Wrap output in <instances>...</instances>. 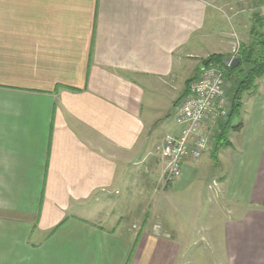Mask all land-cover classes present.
Here are the masks:
<instances>
[{"label":"crops","instance_id":"obj_1","mask_svg":"<svg viewBox=\"0 0 264 264\" xmlns=\"http://www.w3.org/2000/svg\"><path fill=\"white\" fill-rule=\"evenodd\" d=\"M252 30L264 0H0V264H174L203 224L174 218L189 177L217 192L223 264H264V75L216 157L214 136L166 185L155 153L202 59ZM149 215L170 234L131 238Z\"/></svg>","mask_w":264,"mask_h":264},{"label":"built area","instance_id":"obj_2","mask_svg":"<svg viewBox=\"0 0 264 264\" xmlns=\"http://www.w3.org/2000/svg\"><path fill=\"white\" fill-rule=\"evenodd\" d=\"M233 49L236 56L239 46ZM228 83L217 62H205L173 106L171 113L180 129L176 134H166L155 147L162 166L160 178L165 184L181 176L185 163L199 159L209 150V135L218 130L219 123L227 117L231 106L227 95ZM153 229L160 234L158 226Z\"/></svg>","mask_w":264,"mask_h":264},{"label":"rangeland","instance_id":"obj_3","mask_svg":"<svg viewBox=\"0 0 264 264\" xmlns=\"http://www.w3.org/2000/svg\"><path fill=\"white\" fill-rule=\"evenodd\" d=\"M228 26V25H227ZM230 27L228 26L225 28V30H229ZM234 47V46H233ZM233 47H232V53H233ZM248 66H244L243 69H247ZM188 76H190L188 74ZM229 88L231 87V81L228 83ZM246 94V93H244ZM228 95V92H227ZM229 96V95H228ZM231 107V106H230ZM231 109H229L230 112ZM173 119V115H172ZM174 120V119H173ZM242 121V112L240 111L237 113H233L232 117L230 118V125L235 126L239 124ZM175 123V122H173ZM176 125V131L177 133L180 129V126ZM217 132V131H216ZM174 133V134H175ZM173 134V133H171ZM214 134L209 135V140L211 139L210 136L214 137ZM233 136V133L231 131L228 133V136ZM226 135V138H228ZM210 143V141H209ZM210 147V146H209ZM220 149V148H219ZM205 158L207 159L210 156H207V153L205 154ZM217 152L215 156H211L212 158L216 157ZM210 157V158H211ZM209 163V162H208ZM216 163V162H215ZM182 173V172H181ZM190 178V177H189ZM188 178V179H189ZM186 183H183V178H181L180 181L182 183L172 184V188L177 187L178 189L175 191L173 194L175 199H176V206L174 210L176 213L174 214V218L176 219V222H178L180 225L184 224L185 219L188 218V216L191 214L192 210L195 208L200 212V221L201 225L198 226V230L196 235L192 234V236L185 240L186 238V233L187 231L185 229H181V231L184 232L185 237L183 239H179V246L180 250L177 253L178 257L174 261V264H223L224 261V252L223 248L219 244L218 240V235L222 229H207L206 227L209 226L210 228V221H214L216 219L218 210L215 209V205H217L216 201V190L215 189H210L208 187V182H210L209 179H203V178H193L191 180H188ZM168 185V184H166ZM166 188V186H165ZM11 187L8 185H3L2 186V191H3V197L6 200L5 195L8 191H10ZM192 197H196L197 201L194 203L191 201ZM178 201V202H177ZM195 206V208H194ZM209 215L213 219H209ZM131 222L135 220L136 226L130 229V237L135 238L137 237L141 232L149 231V232H154L155 235L160 236L158 233L155 232L154 229H149V226L146 227V229H143V223H147L148 225H152L155 223V219L152 217V215H149L147 218H132L130 219ZM134 224V225H135ZM56 226V225H55ZM58 226V224H57ZM206 226V227H205ZM205 228V229H200V228ZM54 229V228H52ZM160 231H165L166 233L164 234H170L167 229H160ZM192 231L195 232V229H192ZM190 234V233H189ZM162 235V234H161ZM191 235V234H190ZM197 236V238L195 237ZM178 237V236H177Z\"/></svg>","mask_w":264,"mask_h":264},{"label":"trees","instance_id":"obj_4","mask_svg":"<svg viewBox=\"0 0 264 264\" xmlns=\"http://www.w3.org/2000/svg\"><path fill=\"white\" fill-rule=\"evenodd\" d=\"M250 34L251 41L247 44L239 45L237 55L239 54L240 62L235 68L225 66L223 64V58L225 56L220 53L210 54L202 59V64L208 61L217 62L222 68L225 78L231 81V87L228 91L231 110L228 112L227 117L219 123L218 130L214 134L215 144H213V146L215 145V147L211 156H215L217 150L222 146L230 144V141L226 138L227 131L240 127V123L231 126L230 118L235 111L238 112L243 94L254 91L256 88V80L264 75V32L252 30ZM244 66H248V68L243 69ZM193 78L187 80V85ZM211 138H213V136H211Z\"/></svg>","mask_w":264,"mask_h":264},{"label":"water","instance_id":"obj_5","mask_svg":"<svg viewBox=\"0 0 264 264\" xmlns=\"http://www.w3.org/2000/svg\"><path fill=\"white\" fill-rule=\"evenodd\" d=\"M239 57L225 56L223 58V64L231 68H235L239 63Z\"/></svg>","mask_w":264,"mask_h":264}]
</instances>
